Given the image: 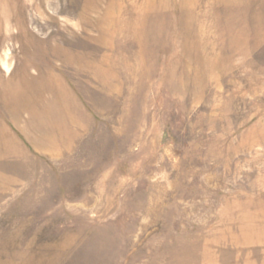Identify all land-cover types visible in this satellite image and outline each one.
<instances>
[{
	"label": "rangeland",
	"instance_id": "rangeland-1",
	"mask_svg": "<svg viewBox=\"0 0 264 264\" xmlns=\"http://www.w3.org/2000/svg\"><path fill=\"white\" fill-rule=\"evenodd\" d=\"M0 264H264V0H0Z\"/></svg>",
	"mask_w": 264,
	"mask_h": 264
}]
</instances>
